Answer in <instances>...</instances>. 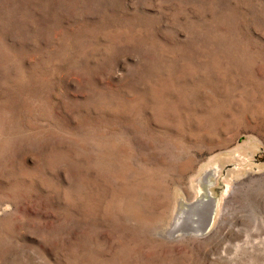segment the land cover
I'll return each instance as SVG.
<instances>
[{"label":"rangeland","instance_id":"obj_1","mask_svg":"<svg viewBox=\"0 0 264 264\" xmlns=\"http://www.w3.org/2000/svg\"><path fill=\"white\" fill-rule=\"evenodd\" d=\"M0 264H264V0H0Z\"/></svg>","mask_w":264,"mask_h":264},{"label":"bare ground","instance_id":"obj_2","mask_svg":"<svg viewBox=\"0 0 264 264\" xmlns=\"http://www.w3.org/2000/svg\"><path fill=\"white\" fill-rule=\"evenodd\" d=\"M201 204V205H200ZM204 203H199L198 205H195L193 209H191L192 211V215L191 216H200V218L197 217V220L195 219H191L190 221H186V219H188V212L189 211H184L179 215H177L176 217V221H174V223L172 224V227L170 229V234L171 236H173L174 233H177L178 232H181L183 229V226L185 225V228L186 230H195V231H198L199 228V225L207 220L208 218V215H209V211H210V208L209 210H207L205 207V205H203ZM182 211V210H181ZM204 219V220H203ZM202 221V222H201ZM196 227V228H194ZM181 230V231H180ZM184 231V230H183ZM176 234H174L175 236ZM170 236V237H171Z\"/></svg>","mask_w":264,"mask_h":264},{"label":"water","instance_id":"obj_3","mask_svg":"<svg viewBox=\"0 0 264 264\" xmlns=\"http://www.w3.org/2000/svg\"><path fill=\"white\" fill-rule=\"evenodd\" d=\"M211 208H213V207L211 206ZM212 210L213 209H210V213H209L208 220L206 222L205 228L208 227L211 224V222H212Z\"/></svg>","mask_w":264,"mask_h":264}]
</instances>
